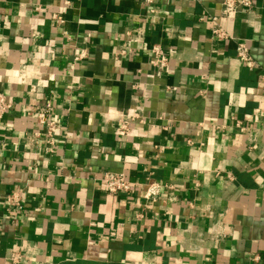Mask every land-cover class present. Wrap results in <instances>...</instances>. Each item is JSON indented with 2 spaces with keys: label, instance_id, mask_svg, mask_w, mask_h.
<instances>
[{
  "label": "crops",
  "instance_id": "1",
  "mask_svg": "<svg viewBox=\"0 0 264 264\" xmlns=\"http://www.w3.org/2000/svg\"><path fill=\"white\" fill-rule=\"evenodd\" d=\"M252 1L217 41L223 0H0V91L13 104L0 124V264L16 252L19 264H264V0ZM129 32L133 51L117 55ZM106 171L132 190L109 193ZM148 181L167 187L147 198Z\"/></svg>",
  "mask_w": 264,
  "mask_h": 264
},
{
  "label": "built area",
  "instance_id": "2",
  "mask_svg": "<svg viewBox=\"0 0 264 264\" xmlns=\"http://www.w3.org/2000/svg\"><path fill=\"white\" fill-rule=\"evenodd\" d=\"M147 5H151L155 0H144ZM254 7V2L252 0H223L221 13L217 16L212 17V35L213 38L217 41H227L232 38V35L225 29L223 25V20L231 17L232 15L237 14L240 11H250ZM154 11V10H152ZM66 20L58 14H53L52 24L54 26L64 24ZM132 32H129V39L124 46H121L118 50L117 55H127L133 51V43L136 39L131 35ZM238 57L243 60L244 63L250 64L253 66L254 60L250 53L249 45L241 41L237 47ZM150 65L162 71L168 67L170 63V57L165 51L162 45L155 44L150 49ZM89 57L87 49H83L78 52L74 61L80 62ZM13 104L8 100V97L5 93L0 91V124L3 122L5 116L11 111ZM53 105L51 103H46L42 108L38 109V120L40 124L46 126V134L48 141L51 144L55 143L56 133L59 129V124L55 119H50V114L52 113ZM140 115L137 112L128 113L125 119L122 120L120 125V130L126 132L129 130L131 123L140 119ZM240 126V124H239ZM40 131L35 133V139L40 138ZM102 180L106 186V189L109 193L119 195L122 193H128L132 190V182L125 174L115 173L112 171H106L102 175ZM147 192L145 196L147 198H156L158 197L162 190L167 187V185L158 182V181H148L147 183ZM8 201L12 207H19L21 205V195L17 192L12 193L8 197ZM22 260V255L19 252L13 253L11 257L12 264H19ZM38 264H54L49 262H39Z\"/></svg>",
  "mask_w": 264,
  "mask_h": 264
}]
</instances>
